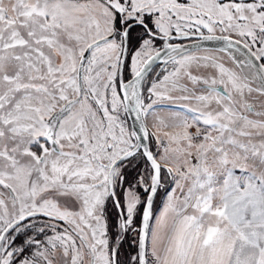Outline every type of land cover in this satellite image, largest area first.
Returning <instances> with one entry per match:
<instances>
[{
  "label": "snow or ice",
  "instance_id": "6c2138e0",
  "mask_svg": "<svg viewBox=\"0 0 264 264\" xmlns=\"http://www.w3.org/2000/svg\"><path fill=\"white\" fill-rule=\"evenodd\" d=\"M0 264H264V0H0Z\"/></svg>",
  "mask_w": 264,
  "mask_h": 264
}]
</instances>
